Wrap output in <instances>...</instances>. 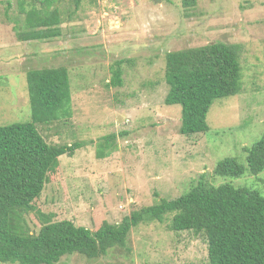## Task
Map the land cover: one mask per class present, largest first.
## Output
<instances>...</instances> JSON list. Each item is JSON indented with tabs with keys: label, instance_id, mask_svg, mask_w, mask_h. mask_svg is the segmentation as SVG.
Listing matches in <instances>:
<instances>
[{
	"label": "rangeland",
	"instance_id": "1",
	"mask_svg": "<svg viewBox=\"0 0 264 264\" xmlns=\"http://www.w3.org/2000/svg\"><path fill=\"white\" fill-rule=\"evenodd\" d=\"M22 1L0 0V127L33 121L30 70L66 67L71 118L37 129L52 146L82 143L50 174L26 216L30 234L49 221L92 231L120 224L161 199L179 198L202 176L212 186L262 193L264 172L231 179L214 171L227 157L244 163L245 148L264 134V0H199L191 8L182 0H81L79 8L77 0H61L62 34L34 42L16 35L26 18ZM218 41L240 46L242 91L214 103L208 133L183 136L181 107L165 104V56ZM120 60L123 86L109 87ZM110 134L119 135L116 149L100 159V142ZM171 219L139 225L126 247L105 256L75 254L58 264H208L207 243L193 232H172Z\"/></svg>",
	"mask_w": 264,
	"mask_h": 264
},
{
	"label": "trees",
	"instance_id": "2",
	"mask_svg": "<svg viewBox=\"0 0 264 264\" xmlns=\"http://www.w3.org/2000/svg\"><path fill=\"white\" fill-rule=\"evenodd\" d=\"M199 0H182L185 8ZM61 0H23L24 26L16 28L21 42L45 41L62 34ZM81 0L76 1L79 8ZM25 4L29 10L25 9ZM240 46L218 41L204 47L170 52L165 56L167 106H180L183 136L210 131L208 115L214 103L241 93ZM116 61L108 86H123L122 65ZM66 67L33 69L27 73L32 122L0 127V263L58 264L62 258L80 254L89 259L127 245L139 225L171 216L169 229L193 232L208 245V264H264V181L262 193L231 184L209 185L202 176L189 191L174 200L134 211L120 224L104 222L97 230L72 221L45 223L38 235L29 233L26 216L35 211L49 176L64 155L73 156L82 143L52 146L39 133L37 124L50 125L71 118L72 87ZM120 135L125 136L126 133ZM119 135L104 136L98 158H108ZM242 163L236 157L221 160L217 177L239 179L247 171L264 172V134L245 148ZM43 221L49 220L38 211Z\"/></svg>",
	"mask_w": 264,
	"mask_h": 264
},
{
	"label": "water",
	"instance_id": "3",
	"mask_svg": "<svg viewBox=\"0 0 264 264\" xmlns=\"http://www.w3.org/2000/svg\"><path fill=\"white\" fill-rule=\"evenodd\" d=\"M157 2L159 3V2H160V0H157Z\"/></svg>",
	"mask_w": 264,
	"mask_h": 264
}]
</instances>
